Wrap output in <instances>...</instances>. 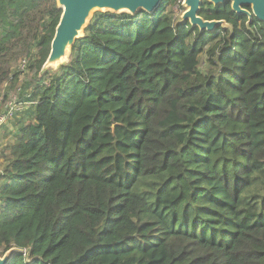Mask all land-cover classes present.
I'll return each instance as SVG.
<instances>
[{
  "label": "trees",
  "instance_id": "obj_1",
  "mask_svg": "<svg viewBox=\"0 0 264 264\" xmlns=\"http://www.w3.org/2000/svg\"><path fill=\"white\" fill-rule=\"evenodd\" d=\"M176 4L94 13L57 73L56 0H0V90L34 77L2 154L8 264H264V23L202 0L229 27L201 33Z\"/></svg>",
  "mask_w": 264,
  "mask_h": 264
},
{
  "label": "water",
  "instance_id": "obj_2",
  "mask_svg": "<svg viewBox=\"0 0 264 264\" xmlns=\"http://www.w3.org/2000/svg\"><path fill=\"white\" fill-rule=\"evenodd\" d=\"M213 7L229 3L231 10L237 15L247 17L249 24L253 17L264 23V0H205ZM162 0H56L61 9V16L55 28L50 44L49 55L42 66L45 71L52 67H61L69 57L72 46L83 37V31L96 12L136 15L143 11L152 14ZM202 0H183L185 11L181 15V23H189L199 32L212 33L217 27L227 29L224 20H204L199 16ZM114 125L112 126V128ZM20 250L12 248L0 256V264H8Z\"/></svg>",
  "mask_w": 264,
  "mask_h": 264
},
{
  "label": "rangeland",
  "instance_id": "obj_3",
  "mask_svg": "<svg viewBox=\"0 0 264 264\" xmlns=\"http://www.w3.org/2000/svg\"><path fill=\"white\" fill-rule=\"evenodd\" d=\"M183 0H180V5H175L171 7V14L174 19H177L181 21V15L185 11V7L182 5ZM118 15V14H117ZM204 59V57H203ZM68 60V58L65 60V62ZM59 67H52L47 70L50 72L57 71L58 73ZM34 77H30L28 73L24 74V76L19 77L16 87L14 89L10 88V85L3 86L0 90V113L4 112L7 108L9 101L13 103V107L15 109V114L11 120H9L5 125L2 126L0 130V169L4 165L2 154H4L5 149L11 145L15 137L18 135L20 128L24 123L28 121H32V111L34 104L31 102H24V96L25 93L30 96L32 93V87L28 86L24 93H22L23 85L27 81H32ZM44 81L47 82V79L44 77ZM19 89V92H17ZM21 90V91H20ZM6 95L8 98V101L5 103H2V95ZM22 96V97H21ZM2 183V180H0V185Z\"/></svg>",
  "mask_w": 264,
  "mask_h": 264
},
{
  "label": "built area",
  "instance_id": "obj_4",
  "mask_svg": "<svg viewBox=\"0 0 264 264\" xmlns=\"http://www.w3.org/2000/svg\"><path fill=\"white\" fill-rule=\"evenodd\" d=\"M25 66H26V60H23L19 65V69L23 71L25 69ZM17 92H19V89ZM11 101H9L8 103L9 106H7L5 112L0 113V130L2 126L5 125L9 120H11L15 114V109Z\"/></svg>",
  "mask_w": 264,
  "mask_h": 264
}]
</instances>
